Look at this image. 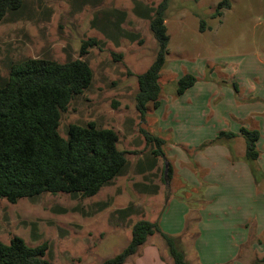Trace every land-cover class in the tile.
Here are the masks:
<instances>
[{"label": "rangeland", "instance_id": "obj_1", "mask_svg": "<svg viewBox=\"0 0 264 264\" xmlns=\"http://www.w3.org/2000/svg\"><path fill=\"white\" fill-rule=\"evenodd\" d=\"M135 1L155 6L160 0ZM135 1L24 0L19 14L0 22V78L7 76L10 62L26 57L87 61L91 84L61 112L58 133L66 138L70 124L88 122L110 128L128 160L125 173L91 197L43 193L15 203L0 199V241L8 243L19 236L31 247L47 242L45 258L50 264L101 263L128 244L138 219L156 220L162 232L179 237L190 263L197 264L194 254L219 257L214 255L224 250L216 245L229 244V234L225 239L213 224L220 184L206 183L203 168L210 165L207 177L212 179L214 163L221 158L214 140L219 111L235 127L228 112L238 95L237 82L264 77V0H227L229 5H222L218 15L215 10L222 0H169L164 13L169 41L159 78L160 104L154 109L148 105L144 117L135 106L136 76L154 59L156 42L148 19L134 12ZM113 10L124 17L119 35L107 38L91 22L103 11ZM92 37L98 45L79 56L81 42ZM185 73L194 75L196 82L177 96V78ZM143 132L164 140L163 156L151 155L155 146ZM153 158L154 165L148 168L147 161ZM183 158L187 166L180 163ZM137 184L147 190L140 191ZM99 202L106 206L100 209ZM128 205L131 214L120 216L117 210ZM231 251L238 250L232 247ZM219 260L204 263L232 264Z\"/></svg>", "mask_w": 264, "mask_h": 264}, {"label": "trees", "instance_id": "obj_2", "mask_svg": "<svg viewBox=\"0 0 264 264\" xmlns=\"http://www.w3.org/2000/svg\"><path fill=\"white\" fill-rule=\"evenodd\" d=\"M168 1L160 0L155 6L135 1L134 5V12L148 19L149 30L156 42L154 59L136 76L135 106L141 117L146 114L148 105L154 109L160 104L159 78L165 67L169 41L164 15ZM23 2L0 0V22L19 14ZM222 5L227 7L229 4L227 0L220 1L215 14H220ZM123 17L124 13L118 10L103 11L92 19L91 24L107 38H113L120 33ZM97 45L98 40L94 37L82 41L79 56ZM92 75L87 61L80 58L58 62L49 57H26L9 63L7 76L0 78V199L15 203L43 193L91 197L125 173L128 166L126 151L118 149V136L114 130L88 122L86 125L70 124L66 138L58 133L61 112L74 96L90 86ZM195 82L194 75H181L176 81L175 94L181 95ZM143 133L146 141L155 146L151 155L163 156L161 145L164 140ZM239 133L245 140V158L255 160L258 156L255 147L258 130L240 127ZM234 136V132L219 131L214 140ZM147 162L151 168L154 158ZM165 175L169 178V166ZM137 186L140 191L147 190L145 186ZM154 187L153 193L156 191ZM97 205L102 209L106 202ZM131 209L128 205L117 212L124 217L131 214ZM154 233L163 239L172 264H190L179 246V237L162 232L156 220L146 219L135 221L128 244L99 264L124 263ZM47 248V242L31 247L21 237L13 236L8 243L0 241V264H50L45 258Z\"/></svg>", "mask_w": 264, "mask_h": 264}, {"label": "crops", "instance_id": "obj_3", "mask_svg": "<svg viewBox=\"0 0 264 264\" xmlns=\"http://www.w3.org/2000/svg\"><path fill=\"white\" fill-rule=\"evenodd\" d=\"M237 83L238 91L235 92L238 95L233 100L231 112H228L230 117L235 119L232 121L235 127H230L228 118H224L221 111L215 116L220 123L215 136L219 131H231L236 133V136L218 141L217 148L221 158L214 163V176L210 177L212 179L207 177L210 176V165L203 168L206 172V183L220 184V190L215 191L217 201L214 204L218 213L213 224L217 230L220 229L219 232L224 237L226 233L229 234V238L225 237L229 244L216 245L224 250V254L219 252L214 255L219 257L194 254L193 258L197 264H206L204 262L212 258H218L219 261L228 260L232 264L264 263V77H255L251 83ZM240 127L256 129L259 132L255 143L258 156L253 161L245 158V140L239 133ZM179 161L182 166H187L188 160L185 158ZM208 200L210 201L207 199L205 202ZM223 203L226 205L222 207ZM217 221H220L219 228ZM153 235L157 238L151 240ZM232 247L238 251H231ZM185 259L188 261L186 255ZM122 264H172V259L163 239L154 233Z\"/></svg>", "mask_w": 264, "mask_h": 264}]
</instances>
